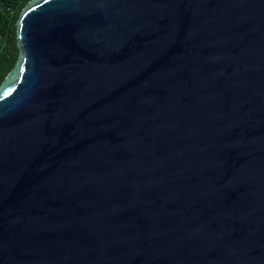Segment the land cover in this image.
I'll return each instance as SVG.
<instances>
[{"label": "water", "instance_id": "water-1", "mask_svg": "<svg viewBox=\"0 0 264 264\" xmlns=\"http://www.w3.org/2000/svg\"><path fill=\"white\" fill-rule=\"evenodd\" d=\"M0 85V264H264V0H31Z\"/></svg>", "mask_w": 264, "mask_h": 264}, {"label": "trees", "instance_id": "trees-1", "mask_svg": "<svg viewBox=\"0 0 264 264\" xmlns=\"http://www.w3.org/2000/svg\"><path fill=\"white\" fill-rule=\"evenodd\" d=\"M31 0H0V85L11 72L19 56L16 23Z\"/></svg>", "mask_w": 264, "mask_h": 264}]
</instances>
